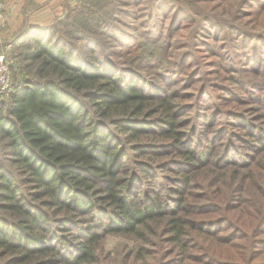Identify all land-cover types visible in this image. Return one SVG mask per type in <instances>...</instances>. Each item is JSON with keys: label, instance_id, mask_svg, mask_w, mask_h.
<instances>
[{"label": "rangeland", "instance_id": "rangeland-1", "mask_svg": "<svg viewBox=\"0 0 264 264\" xmlns=\"http://www.w3.org/2000/svg\"><path fill=\"white\" fill-rule=\"evenodd\" d=\"M0 10V108L15 81L57 76L40 70L39 61L25 59L37 47L31 36L48 27L65 47L137 70L139 84L143 79L165 82L174 95L182 141L207 154L204 168L189 171L200 178L186 188V216L200 221L227 214L228 221L209 224L205 233L192 230L195 239L187 235L182 252L163 228L164 218L145 238L100 231L92 264H217L211 257L249 263L252 249L239 226L253 234L264 214V159L257 166L253 160L262 155L256 134L264 132V0H0ZM115 28L131 39L110 38ZM87 36L100 44L97 51L88 48ZM172 140L157 134L125 144L128 161L149 168L138 171L140 196L149 193L146 202L160 196L169 211L187 172ZM136 144L151 146L136 152ZM7 150L0 137V161L10 164ZM237 164L243 191L230 187ZM246 164L254 167L251 174ZM218 166L229 176L226 183L215 182L210 173ZM256 252L253 261L264 263V244Z\"/></svg>", "mask_w": 264, "mask_h": 264}, {"label": "trees", "instance_id": "trees-1", "mask_svg": "<svg viewBox=\"0 0 264 264\" xmlns=\"http://www.w3.org/2000/svg\"><path fill=\"white\" fill-rule=\"evenodd\" d=\"M39 31L31 36L37 47L25 59L37 60L40 70L58 74L15 81L9 101L0 108V137L10 155V164L0 161V264H92L100 231L145 238L152 224H160L163 218V228L182 252L190 241L186 236L195 239L192 230L205 233L209 224L228 221L227 214L200 221L186 216L190 213L186 188L200 178L189 171L204 168L207 154L182 141L174 95L166 90L165 82L143 79L139 84L137 70L119 69L113 62L101 61L96 53L83 55L73 46L65 47L48 27ZM113 32L119 35L118 39L112 33L113 40L131 39L121 29ZM87 40L88 48L99 49L93 38L87 36ZM157 134L173 139L187 168L170 211L160 196L149 202V193L140 196L143 177L138 171L149 168L133 159L129 162L125 146L129 138ZM256 136L258 151H262L253 158L257 166L264 159V132ZM149 146L136 144L134 149L140 152ZM239 166L232 170L230 187L243 191ZM243 167L250 174L254 168ZM221 168L210 173L215 182L226 183L229 176ZM255 227L253 234L239 229L252 249L249 263L264 264L253 261L258 245L264 244V214ZM215 236L226 238L227 243L234 241ZM211 259L217 264H246L225 260L231 258Z\"/></svg>", "mask_w": 264, "mask_h": 264}, {"label": "built area", "instance_id": "built-area-1", "mask_svg": "<svg viewBox=\"0 0 264 264\" xmlns=\"http://www.w3.org/2000/svg\"><path fill=\"white\" fill-rule=\"evenodd\" d=\"M2 18H3V15H2V12L0 10V22H1Z\"/></svg>", "mask_w": 264, "mask_h": 264}]
</instances>
